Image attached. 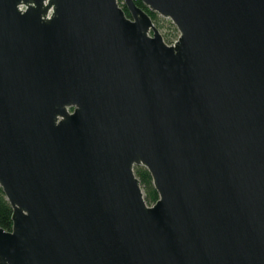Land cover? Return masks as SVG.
<instances>
[{
	"label": "water",
	"instance_id": "water-1",
	"mask_svg": "<svg viewBox=\"0 0 264 264\" xmlns=\"http://www.w3.org/2000/svg\"><path fill=\"white\" fill-rule=\"evenodd\" d=\"M141 1L0 0V264H264V0Z\"/></svg>",
	"mask_w": 264,
	"mask_h": 264
},
{
	"label": "trees",
	"instance_id": "trees-1",
	"mask_svg": "<svg viewBox=\"0 0 264 264\" xmlns=\"http://www.w3.org/2000/svg\"><path fill=\"white\" fill-rule=\"evenodd\" d=\"M120 1L122 7L126 10V7L124 3H122V0ZM135 1L138 5L142 6L150 14L152 20L155 19V17L157 16L156 12L150 10L147 6H145L141 0H135ZM134 172L140 180V184L142 186L144 192V198L146 202L148 204L153 203L157 199L158 193L152 184V178L150 172L145 166L140 164L134 165ZM11 213H12L11 205L6 199L5 194L0 186V226L1 227L5 229H10L12 224Z\"/></svg>",
	"mask_w": 264,
	"mask_h": 264
},
{
	"label": "rangeland",
	"instance_id": "rangeland-1",
	"mask_svg": "<svg viewBox=\"0 0 264 264\" xmlns=\"http://www.w3.org/2000/svg\"><path fill=\"white\" fill-rule=\"evenodd\" d=\"M119 4L121 5L120 0ZM156 14L157 16L155 17V19H153L155 25L158 27L165 41H170L168 43H172L178 36L179 30L169 17H164L157 12Z\"/></svg>",
	"mask_w": 264,
	"mask_h": 264
},
{
	"label": "flooded vegetation",
	"instance_id": "flooded-vegetation-1",
	"mask_svg": "<svg viewBox=\"0 0 264 264\" xmlns=\"http://www.w3.org/2000/svg\"><path fill=\"white\" fill-rule=\"evenodd\" d=\"M125 12H126V15H128V16H129V12H128V10H127V9L125 10Z\"/></svg>",
	"mask_w": 264,
	"mask_h": 264
}]
</instances>
